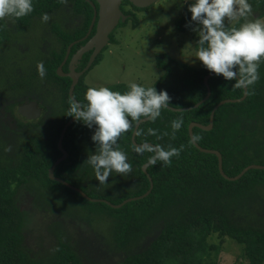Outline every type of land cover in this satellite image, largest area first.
<instances>
[{"label": "trees", "instance_id": "obj_1", "mask_svg": "<svg viewBox=\"0 0 264 264\" xmlns=\"http://www.w3.org/2000/svg\"><path fill=\"white\" fill-rule=\"evenodd\" d=\"M79 1L81 7H85L83 9L86 10L87 20L81 31L82 37L87 31L93 11L87 2ZM32 3L34 11L29 15L22 18L7 16L0 20V48L12 42L13 28L19 31L30 30L41 20L43 14L49 15L63 5L61 0H32ZM249 3L253 13L247 19H263L264 0H249ZM124 4L139 11L149 8H137L126 1ZM123 13L130 15L133 28L137 29L138 18L131 11ZM190 21L191 13L186 11L175 21L176 30L184 34L190 33L192 28L197 27L195 23L186 27ZM244 22L245 19L241 18L228 27H239ZM119 25L124 26L125 23ZM59 37L62 53L55 52V61H47L44 68L47 79L56 77L65 85L62 89L61 121L53 130H45L40 135L23 141L22 148L17 153L0 160V264H86L69 243L59 238L51 253L39 255L34 254L25 242V212L18 206L19 193L22 190L33 192L34 184L47 183L88 204L101 205L109 210L110 213L106 214L110 217L111 241L117 250L127 254L118 264H217L208 261L210 251L220 249V246L209 244L208 239L213 235H218L221 240L232 238L239 243L243 247L242 256L246 257L248 264H264V206H260L261 199H264V170H250L240 180L228 181L220 174L218 157L201 153L190 143L189 135L190 124L208 126L212 111L221 101L242 99L245 90L235 89V81H227L222 76L215 75L209 80L211 96L200 107L182 112L161 109V115L155 121L142 123L136 134L139 145L151 143L160 144L165 149L168 145L183 148L178 157H172L171 164L165 165L157 161L148 168L154 183L150 195L114 209L105 203L90 202L78 192L49 178V169L62 156L57 146L62 129L73 118L68 116L71 80L58 77L56 69L69 44L78 39V36L59 33ZM77 48L76 46L72 53ZM89 57L90 54L85 55L82 68L88 63ZM157 63L159 67L166 68L164 78L150 86L157 91H160L162 83L173 76H176L175 79L179 75L185 77L183 84L178 86L179 97L171 101V107H193L207 96L204 79L212 72L206 68H192L163 55L157 56ZM258 72L259 80L250 86L252 94H248L241 102L221 106L214 115L212 130H193L194 136L200 137L196 141L199 146L221 153L223 169L229 177H236L253 164L264 166V59L260 62ZM11 85L13 77L8 75L1 89L7 92ZM89 87L84 82L76 87L74 97L77 101L87 103L85 93ZM108 88L121 94L130 90L129 85L124 83ZM180 117L183 118V125L173 138L171 122ZM143 118L145 117L140 119ZM129 120L131 121V117ZM137 122L132 121V127L117 141L120 150L127 155V162L132 165L131 173L122 175L113 172L108 183L101 185L93 167L84 163L90 154L95 153L97 145L91 143V131L83 134L85 139L81 137L82 130L88 127L83 122L76 121L69 127L63 140L68 158L57 167L55 175L81 189L91 198L109 200V195H115L111 201L114 205L144 195L150 189V181L142 167L149 162L153 153L145 151L137 154L134 150L136 146L132 142V135ZM150 128L156 130L157 134L150 135ZM91 130L94 133L95 126ZM80 139H84L83 142ZM109 187L117 191L106 193ZM257 210L262 211L261 218L256 216ZM148 238L150 245L145 247L144 242Z\"/></svg>", "mask_w": 264, "mask_h": 264}, {"label": "rangeland", "instance_id": "obj_2", "mask_svg": "<svg viewBox=\"0 0 264 264\" xmlns=\"http://www.w3.org/2000/svg\"><path fill=\"white\" fill-rule=\"evenodd\" d=\"M193 2L194 0H158L153 6L143 11L126 5V9L138 18L139 27L134 29L130 18L126 20L124 26L118 25L112 34V39L110 37L112 41L102 52L97 64L86 75L84 83L90 87H108L119 83L129 85L132 82L144 87L153 86L166 74V68L158 66V55L192 68H206L196 59L197 33L191 31L184 34L175 28V21L188 11L189 4ZM236 22L238 21H233L228 26ZM38 32L35 34L39 35ZM31 43L38 46V37H32ZM188 44L192 45L188 46ZM10 54H6L7 62L14 59ZM31 64L34 65L35 62ZM7 65L9 66L8 72L15 71L16 63L12 62ZM175 77L166 80L160 88V91H167L172 100L179 97L178 86L183 84L185 78L180 75L176 79ZM0 85L3 88L4 80L1 73ZM33 88L30 87L25 92L34 93ZM2 92L4 90L0 88V97L8 96L5 92L3 95ZM45 122L46 120L34 125L35 131L44 127ZM87 131H91V135L94 134L91 128H85L81 136L84 139L83 134ZM19 144L20 142L17 143V152L20 150ZM33 186L34 195L29 191L25 195L22 191L19 193L18 206L21 211L25 212L23 213L25 242L34 254L51 253L59 238L69 243L82 256L86 264H118L124 260L127 254L117 250L110 238L112 237L110 217L106 214L110 212L107 208L88 204L65 190L57 189V186L50 183ZM107 189L106 193L117 191L113 187ZM114 196L109 195V200H103L111 202ZM263 202L264 199H261L260 206L262 207ZM256 212V216L261 218L262 211L257 210ZM208 242L211 245L220 246L219 250L210 251L209 262L248 264L246 257L242 256L243 247L234 239L221 240L218 235H213ZM144 244L148 247L150 239H146Z\"/></svg>", "mask_w": 264, "mask_h": 264}, {"label": "clouds", "instance_id": "obj_3", "mask_svg": "<svg viewBox=\"0 0 264 264\" xmlns=\"http://www.w3.org/2000/svg\"><path fill=\"white\" fill-rule=\"evenodd\" d=\"M33 11L32 0H0V20L7 16L22 18ZM188 11L191 13V21L186 27H191L193 23L197 25L192 28L198 35L196 59L208 71L227 81H235L233 88L244 89L247 94H252L250 86L259 80L258 68L264 59V20L260 17L247 19L253 13L249 0H194L189 4ZM241 18L245 22L239 27H228ZM41 19L47 22L50 17L45 13ZM38 72L42 77L45 75L43 63L38 64ZM129 89L121 94L106 86L89 87L85 93L87 103L71 98L69 100L68 116L83 122L89 128L95 126L91 139L97 148L84 163L93 167L101 185L108 183L113 172L126 175L132 171L126 153L117 144L121 135L132 127V121H139L141 117L155 121L160 117L161 109L169 108L172 100L167 91H157L155 87L145 88L132 82ZM182 125V117L171 122L173 138ZM148 133L157 134L151 128ZM199 139L200 137L194 136L190 143ZM182 148L183 146L177 149L168 145L165 149L160 144L144 143L134 150L137 154L145 151L153 153L149 158L150 164L155 165L160 161L169 165L172 157L179 156Z\"/></svg>", "mask_w": 264, "mask_h": 264}, {"label": "flooded vegetation", "instance_id": "obj_4", "mask_svg": "<svg viewBox=\"0 0 264 264\" xmlns=\"http://www.w3.org/2000/svg\"><path fill=\"white\" fill-rule=\"evenodd\" d=\"M64 1L65 2L60 8H58V10L51 12L48 15L50 17L49 21L44 22L41 19L35 23L33 28L26 31H19L13 28L12 42L9 45H3L0 48V73L2 74L3 80L8 75L10 77H13V85H11L12 87L7 89L8 91L5 92L8 96L0 97L1 161L5 156H10L13 153H17L18 142H20L19 147L21 149L23 141L40 135L45 130H48L49 132L52 128L58 125L59 121H61L60 117L63 112L61 109V104L63 102L62 89L65 85L61 83V80L56 77L49 80L45 75L42 77L38 72V64L43 63L44 66V63H46L47 61H55L53 54L55 52L58 54L62 53L60 51V49L62 48V43L59 37V33L68 36H78V39L71 42L68 46V48L71 46V52L68 60L65 61L68 51L67 48L63 59L56 69V74L58 75V77L62 79H70L71 85L73 83V80L71 79V77L67 76V74L70 73L71 60L74 54L96 34L97 24L99 20V5L97 3V0H84L91 6L93 15L87 31L82 37L81 31L84 30L87 21L85 17L86 10L83 9L85 7H81V1L79 0ZM120 9L122 12H129L126 9V4H124V2L121 4ZM125 15L130 17V15ZM94 18H96V20L92 27ZM35 32H38L39 35H37V33L35 34ZM112 34L110 35L111 39ZM36 36L38 37V46H34L31 43V38ZM76 46L78 47L77 50L72 53V50ZM105 49L106 47L102 52H104ZM102 52L95 59L91 67L83 75L80 76L77 86L80 83L85 82L86 75L94 67V64L96 63L98 58L103 54ZM7 53H11L13 55L14 59L10 62L6 61ZM92 53L93 51H89L82 56V58L75 66L76 73H81L84 71L90 61ZM86 54H90V57L86 66L82 68L81 65ZM33 61L35 62L34 65L31 64ZM12 62L16 63V69L14 72H8L7 70L9 69V66L7 64H10ZM61 66L62 73L64 75H60ZM30 87H34V93H28V91L25 92V90ZM0 88H2L1 85ZM2 94L4 95V92H2ZM31 102L35 103L37 108L40 110V116L35 120L27 119L26 117H23L19 112L22 106L29 105V103ZM44 120H46V122L44 123V127L38 128L35 131L34 125H36L37 123L40 124ZM22 125H24V127ZM26 193L27 191L22 190L23 195H25ZM32 194L34 195L33 192Z\"/></svg>", "mask_w": 264, "mask_h": 264}, {"label": "water", "instance_id": "obj_5", "mask_svg": "<svg viewBox=\"0 0 264 264\" xmlns=\"http://www.w3.org/2000/svg\"><path fill=\"white\" fill-rule=\"evenodd\" d=\"M126 1L131 3L133 6L137 7V8H147L150 7L152 5H154L155 3H157L158 0H97V3L99 5V20H98V24H97V30H96V34L95 36H93L84 46H82L73 56L71 63H70V73L67 74V76L71 77V79L73 80V83L71 85L70 88V97L72 99L74 98V91L75 88L78 84L79 78L81 75H83L93 64V62L95 61V59L98 57V55L103 51V49L109 44V40H110V35L116 30V28L118 27V25L120 23H125L126 20L129 18L128 16H126L125 14H123V12L120 9L121 4ZM96 18H94L93 20V24L92 27L95 23ZM89 51H93L90 61L88 63V65L86 66V68L84 69L83 72L81 73H76L75 72V66L78 63V61L82 58V56L89 52ZM71 52V46L68 48L67 51V55L65 58V61L68 60L69 55ZM63 65V64H62ZM60 75H64L62 73V66L60 68ZM216 74L215 73H211L209 75H207L204 79V84L207 88V96L199 103H197L195 106L193 107H189V108H183V109H176L173 108L169 105V108L172 111H176V112H182V111H187V110H192L195 108L200 107L205 101H207L210 96H211V88L209 86V80L214 77ZM247 92L245 90L244 96L242 99L239 100H224L221 101L212 111L211 113V117H210V122L208 126H204L198 123H192L189 126V135L190 138L192 140V138L194 137L193 134V130L194 128H200L202 130L205 131H210L213 129L214 126V115L216 113V111L223 105L225 104H230V103H236V102H241L243 100L246 99L247 97ZM76 100V99H75ZM31 111V112H30ZM20 114L23 117H26L27 119L30 120H35L40 116V110L37 108L35 103H29V105H25L22 106L19 110ZM150 118H143L140 119L134 128V132L132 135V142L135 146H138L139 144L136 142V134L138 132L139 127L141 126L142 123L148 122L150 121ZM76 122V119L73 117L72 119H70L66 125L64 126L62 133L60 135L59 141H58V148L62 153V156L53 164V166L49 169V178L52 181L58 182L64 186H66L67 188L78 192L81 196H83L85 199H87L90 202H96V203H105L109 206H111L114 209H119L121 207H123L125 204H127L128 202L131 201H136V200H141L145 197H147L148 195H150V193L152 192L153 188H154V183L153 180L151 178V176L148 173V168L152 165L149 162L146 163L145 165H143L142 170L143 172L147 175V177L149 178L150 181V189L148 192H146L144 195L140 196V197H135V198H130L125 200L123 203L119 204V205H114L109 201L103 200V199H93L90 198L84 191H82L81 189H78L74 186H72L70 183L66 182L65 180L58 178L55 176V170L57 169V167L68 158V152L63 148V140L64 137L69 129L70 126H72L74 123ZM150 145H153L151 143H147ZM194 146L201 152V153H206V154H214L218 157V166H219V171L221 176L231 182H235L240 180L248 171L250 170H264V166L263 165H257V164H253L250 165L248 167H246L239 175H237L236 177H229L225 174L224 169H223V157L221 155L220 152L215 151V150H207L202 148L201 146H199L197 144V142H193Z\"/></svg>", "mask_w": 264, "mask_h": 264}]
</instances>
